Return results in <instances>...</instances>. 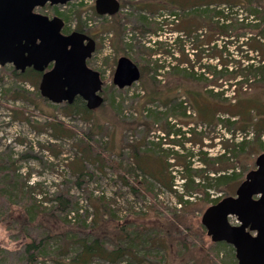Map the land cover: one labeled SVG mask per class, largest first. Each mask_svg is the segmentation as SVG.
Returning <instances> with one entry per match:
<instances>
[{
    "label": "rangeland",
    "instance_id": "rangeland-1",
    "mask_svg": "<svg viewBox=\"0 0 264 264\" xmlns=\"http://www.w3.org/2000/svg\"><path fill=\"white\" fill-rule=\"evenodd\" d=\"M120 2L123 16L114 19L97 15L95 0H75L59 6L47 4L36 9L50 17L66 18L67 33L77 31L78 24L83 22L85 31H89L84 33L97 42L89 66L101 73L105 102L101 107L87 111L86 115L66 114L63 109L65 103L54 104L44 98L39 91L41 78L21 79L15 75V71H19L14 65H0V264H56L55 259L68 261L81 250V243L74 240L95 239L97 233L93 228L109 220V228L114 229L118 225L124 229V234L128 233L124 240L127 242L131 239L133 228L146 233L163 228L165 237L160 239L151 234V241L136 249L140 256L145 255V264L160 261L162 264H190L192 258L197 264L238 263L235 247L226 242H213L201 220L205 210L217 203L212 202V198H220V201L235 196L247 173L256 168V159L264 152V133L257 136L253 131H230L223 125H196L192 121L186 125L178 123L174 116L167 118V111L182 112L180 102L185 103L190 119L196 118L191 104L193 101L186 98L185 91L203 83L201 74L205 73L213 80L215 72L222 68L215 50L199 55L196 45L202 43L205 45L203 49L208 48L207 42H204L207 30L202 26L200 16L206 7H188L186 13L169 7L149 12L139 7L140 0ZM169 2L166 0L164 5L170 6ZM215 8L216 5H212L208 9ZM260 10H263L262 7ZM247 11L236 6L228 15L246 18ZM184 16L189 17L186 22L197 28L193 30L197 32L192 37L182 30ZM210 16L216 23L218 15ZM142 17H148L152 22L161 21L156 28L158 36L139 32L144 25L139 23ZM253 19L250 17L248 20ZM119 34L121 37H118ZM156 40L166 43L158 53L160 55L149 56V47L159 48L154 44ZM225 40L216 37L212 45L222 48ZM246 41L247 35L237 41H226L229 68L233 71L243 69V73L236 80H220L221 86L208 83L204 90H213L211 100L218 103L225 99L235 103L238 100L235 94L238 93L245 98L247 107L253 105V101L248 99L257 100L264 111V83L260 82L261 78L251 76L248 81L243 80L245 66L263 63L258 52L248 49ZM126 43L134 47L125 49ZM181 47L189 53L191 64L184 60ZM167 49H172L175 57L165 53ZM247 53L251 60L245 58ZM121 56L136 62L148 78L154 75L161 81L159 88L155 89L156 93H171L179 98L167 108L161 100L148 102L147 91L140 81L119 89L113 78ZM151 59H159V63L165 66L163 70L158 68L155 72L156 64ZM176 68H186L195 75L189 78L170 76L168 73ZM222 90L226 91L224 96H214ZM16 92H21L23 96H17ZM180 129L186 134L176 132ZM191 129L203 132L202 144L198 139L201 136L195 135ZM185 136L190 140H185ZM174 139L180 140L184 147L172 143ZM246 140L252 141L253 145L235 156L232 151L227 154L230 163L235 166L230 172L237 174L236 180L229 186L220 187L221 190L212 188L210 198L196 191L186 193V179L180 171L183 167L176 164L174 152L183 156L193 152L191 167L214 172L204 164L200 151L214 158L226 153L233 143ZM133 146L140 150L137 158ZM167 153L173 165L164 173V182L169 184L173 181L177 193L169 190L164 182L145 174L138 166L144 159L158 173L163 165L157 157H166ZM180 195L193 202L189 207L193 213H187L184 219L181 215L183 207L178 203ZM169 216L174 219L170 223L186 220V229L184 225L170 228ZM230 221L238 224L237 217H231ZM32 242L42 246L50 242L51 250L65 253L57 258L55 254V257L41 255V249L27 251L28 244ZM186 245L189 247L187 252L184 251ZM31 255L36 259L30 262ZM122 261L126 262L127 258ZM92 264L108 263L97 257Z\"/></svg>",
    "mask_w": 264,
    "mask_h": 264
},
{
    "label": "trees",
    "instance_id": "trees-1",
    "mask_svg": "<svg viewBox=\"0 0 264 264\" xmlns=\"http://www.w3.org/2000/svg\"><path fill=\"white\" fill-rule=\"evenodd\" d=\"M166 0H140L138 4L140 8L146 9L149 12H154L158 9H164V7L176 8L181 10L182 12H185L188 7L196 8V7H206L204 11L200 12V16L203 19L202 26L206 27L207 33H206V41L205 44H207L208 48L203 49L205 45L200 43L197 45L198 52L200 51L199 55H202L205 51H209L210 49L212 51H216L218 60L222 64L221 70L215 72L216 78L210 79L209 76H207L205 73L201 74V80L203 83H200L197 85V88L193 89H187L185 91L186 98H189V100H192L194 110L197 114V117L193 120L190 119V117L187 115L186 106H184V102H180V107L182 112L173 113L171 111L166 112V117L174 116L178 119V123H183L186 125H189L191 121L196 124H205L208 126H218L223 125L228 130L231 131V129H234L235 131H241V132H250L253 131L257 136H260L264 133V111L258 106L260 103L257 100H250L248 101L252 102V106L247 107L244 103L245 98L242 97V95L235 94V98L238 99L237 102L233 103L231 99H225L222 100L220 103L216 102L215 100H211V94H213V90H207L205 92V88H207L209 85L208 83L221 86L222 84L219 82L220 80L223 82L224 79L231 81L236 80L239 75L243 73V69L237 68V70L233 71L229 68L228 63L229 56H228V42L227 40H240L241 37L247 35V41L245 42V45H247L249 50L256 51L260 54V59L263 63H260L258 66L251 64L245 66V74L243 80L246 82L248 81L251 76L260 77V82L264 83V0H170L169 5L166 6L164 3ZM216 5L215 10L208 9L210 6ZM222 6H225L221 9ZM244 7L247 11V17L246 18H240L237 15L234 17H231L232 14V8L233 7ZM255 7V8H254ZM260 7H262L263 10H260ZM122 8V5H121ZM220 8V9H219ZM95 10V8H94ZM208 12H210L208 14ZM173 13V10H172ZM186 13V12H185ZM211 14H216L217 16V22L213 23V17H211ZM122 12H119L113 16L108 17L107 19H114L122 17ZM176 16V15H175ZM208 16L209 18H206ZM185 17V18H184ZM182 19V30L183 32H187L188 37H192L194 32V29H197L194 24L188 23L186 21L189 20V17L184 16ZM250 17L254 18L253 20H248ZM64 19V18H63ZM65 25H66V18L64 19ZM179 23L181 20H178ZM139 23L141 25L150 26L149 28H146L144 25L143 28L139 29L140 33H153L154 35L158 36V33L156 31V28L161 25V21L155 20V22H152L148 17H142V21ZM143 23V24H142ZM85 25L83 22L80 21L77 27V31L80 32H86L85 31ZM139 28V27H138ZM155 28V29H154ZM112 29V28H111ZM125 34V33H124ZM144 35V34H143ZM118 37H121V34L118 35ZM216 37H220L221 39H226L224 42V45L222 48H219L217 44L212 45ZM121 43V42H119ZM166 42H163L162 40H156L154 42L155 45H157L159 48H151L149 47V56H155L160 55L161 49L163 48V45ZM122 44V43H121ZM120 44V45H121ZM134 45H128L126 43L125 49L132 48ZM120 48V47H119ZM181 53L184 57V60L191 64L190 55L188 52H186V49L181 47ZM247 51V50H246ZM165 53H168L170 56L175 57V53L172 49H167L164 51ZM245 58L251 60V57L247 53L245 55ZM152 60V59H151ZM155 62V72H158L159 69H162V67H165L161 63H159V59L152 60V62ZM193 67V66H192ZM159 68V69H158ZM179 69V70H178ZM15 70V69H14ZM142 72V70H141ZM145 72H142L140 82L144 86L145 90L147 91L146 99L148 102L161 100L164 102L165 106L168 108V105L174 100L178 99L179 96L171 95V93L164 94L162 92L156 93V88H159L160 80L157 79L156 76H151V78H148L144 74ZM170 76H182L184 78H189L190 76H194L195 74H191L188 72L186 68H176L173 69L168 73ZM15 75L18 78L21 79H39L41 78V73L33 70L32 68H28L25 72L17 73L15 71ZM148 79V81H147ZM242 81V83L244 82ZM264 87V84H262ZM225 90H222L221 92H217L218 94L215 95H223L225 94ZM240 93V92H239ZM17 96H23L21 92H16ZM25 96V95H24ZM63 109L65 110L64 113L66 114H85L87 111H91L87 108L86 103L84 100L80 97H77L72 104L65 103ZM86 115V114H85ZM165 114H163L164 116ZM168 125V123H167ZM164 131L167 133L170 132L169 129L163 128ZM191 132H193L195 135L201 136L199 139V142L202 144L203 138V132H196L195 129H191ZM177 133H183L186 134V132H183L181 129L176 131ZM185 140H190V138L184 137ZM172 143L180 144L184 147L183 143H180V140L174 139L171 140ZM253 145L252 141H242V142H236L231 145V149L227 148L226 153L222 154L218 157H210L207 152L200 151V157H202V161L205 165H208L207 167L210 168L214 172H207L204 169H194L192 166V158L194 157L193 152H189L186 154V156H183L179 154L178 152L173 153V157H175V160L177 161V165H181L183 167L182 170H180L183 175V177L186 179L184 184V189L186 190V193H189L190 191H196L200 192L205 196V198H210V193L212 188H216L221 190L223 186H229L232 181L237 179V174L234 172H230V170L234 169L233 163H230V158L227 157V154L236 155L237 152H242L247 146L251 147ZM135 157L137 158L141 153L140 150L133 146ZM139 150V151H138ZM144 153V152H143ZM168 153L166 154V157L161 156L157 157L159 159L162 166V170L158 171L156 173L154 170H152V164L147 162L143 159L140 160L138 166L144 170V173L147 175H151L158 180L164 182V173L167 171L170 166L173 164L169 162V158L167 157ZM189 158V159H188ZM157 162V161H156ZM151 164V165H150ZM206 167V168H207ZM146 168H149L146 170ZM185 171V172H184ZM211 173H214L213 175ZM200 176L202 179L198 180L197 177ZM173 181H170L169 184L164 182V185L168 187L169 190L177 193V191L173 188ZM221 187V188H220ZM135 190L136 188L133 187ZM194 194V192H192ZM220 198H212V202H218ZM178 203L181 207H183V210L181 212V215L184 217H187V213H193V211H190V206L192 205V200L190 199H184V195H180L178 197ZM195 209V208H194ZM204 209V208H203ZM180 212V211H179ZM175 217H181L177 214H174ZM173 219L172 216H169L168 223L170 225V228H174V226H177L176 228L180 227L181 225L185 226L187 225V221H179L181 223H170ZM177 220V219H176ZM97 222V221H96ZM108 223L109 221H106L105 224L102 226H95V232L97 233L95 236V239L88 241V240H81V239H75L74 241H77V243H81L80 247L81 250L76 254L75 257H71L70 260H58L54 258L53 259L56 264H92V261L94 258H101L108 264H145L144 256H140L139 253L136 252V249H140L143 247L142 245L148 243L146 241H151V234L155 237H165V235L162 233L163 228L159 227L157 230L153 229L151 233L143 232L145 230H139L136 228H133L130 232V238L129 241H124L128 235V233L124 234V229L119 228V226H115L116 228L111 229L109 228ZM201 230L205 233L203 227H201ZM106 229V230H104ZM188 229H190L188 227ZM159 239V238H158ZM79 241V242H78ZM120 241V243H119ZM111 242V243H109ZM43 243V242H42ZM161 243V242H160ZM110 244H112L110 246ZM48 245V246H47ZM160 245V244H159ZM164 246V245H163ZM164 251H167L165 247H163ZM31 249L40 250L41 255L48 256V255H63L65 251H56L51 250L50 248V242H46L43 246L41 243H29L27 247V251ZM46 249V250H45ZM185 252L189 251V247L186 245ZM53 257H55L53 255ZM157 257V256H155ZM127 258V261L123 263L122 259ZM159 258V257H158ZM162 258V257H160ZM36 259L33 255L30 256V262ZM151 264H162V262H152ZM190 264H197L195 260L192 258L190 260Z\"/></svg>",
    "mask_w": 264,
    "mask_h": 264
},
{
    "label": "water",
    "instance_id": "water-1",
    "mask_svg": "<svg viewBox=\"0 0 264 264\" xmlns=\"http://www.w3.org/2000/svg\"><path fill=\"white\" fill-rule=\"evenodd\" d=\"M75 0H0V65H14L21 73L28 68L41 73L40 94L54 104L74 103L82 98L89 110L101 107L103 79L88 65L96 41L88 34L63 33L65 21L37 8L66 5ZM98 15L120 12V0H95ZM139 65L127 56L117 62L113 83L119 89L141 79ZM237 217L234 225L230 217ZM202 224L213 242H226L236 249L237 264H264V152L256 168L245 176L235 196L208 207Z\"/></svg>",
    "mask_w": 264,
    "mask_h": 264
},
{
    "label": "flooded vegetation",
    "instance_id": "flooded-vegetation-1",
    "mask_svg": "<svg viewBox=\"0 0 264 264\" xmlns=\"http://www.w3.org/2000/svg\"><path fill=\"white\" fill-rule=\"evenodd\" d=\"M63 33H65V34H69V33H67V31H66V29H65V27H64V29H63ZM89 35V34H88ZM89 36H91V35H89ZM92 37V36H91ZM93 38V37H92ZM96 41V40H95ZM96 47H97V42H96ZM90 64V58L88 59V65Z\"/></svg>",
    "mask_w": 264,
    "mask_h": 264
},
{
    "label": "bare ground",
    "instance_id": "bare-ground-1",
    "mask_svg": "<svg viewBox=\"0 0 264 264\" xmlns=\"http://www.w3.org/2000/svg\"><path fill=\"white\" fill-rule=\"evenodd\" d=\"M102 196V195H101ZM105 196V195H104ZM102 199V198H101ZM103 199H105V198H103ZM114 216V215H113ZM66 219V218H65ZM85 225V224H84ZM73 239V238H72ZM48 246V245H47ZM61 246V245H60ZM63 246V245H62ZM46 250V249H45Z\"/></svg>",
    "mask_w": 264,
    "mask_h": 264
}]
</instances>
